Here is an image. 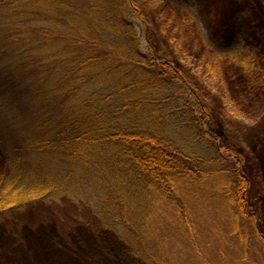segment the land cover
<instances>
[{"label":"trees","instance_id":"1","mask_svg":"<svg viewBox=\"0 0 264 264\" xmlns=\"http://www.w3.org/2000/svg\"><path fill=\"white\" fill-rule=\"evenodd\" d=\"M157 31L135 0H0V216L77 196L121 260L166 264L157 232L190 220L182 192L227 176L240 226L243 161L209 132L212 106L154 46ZM233 90L248 104L260 94Z\"/></svg>","mask_w":264,"mask_h":264},{"label":"rangeland","instance_id":"2","mask_svg":"<svg viewBox=\"0 0 264 264\" xmlns=\"http://www.w3.org/2000/svg\"><path fill=\"white\" fill-rule=\"evenodd\" d=\"M135 1L154 30L162 29L154 46L205 94L216 122L208 130L238 151L248 182L240 226L229 210L227 176L208 178L193 198L182 192L190 220L175 217L164 223L165 237V229L157 232L166 264H264V86L256 83L264 74V0ZM126 15L137 22L134 12ZM146 36L141 34L144 51L153 42ZM242 54L249 57L240 63ZM239 83L260 92L255 105L238 98L233 86ZM4 111L1 118L13 117ZM77 198L0 216V264H132L119 258L113 236L97 229L86 202Z\"/></svg>","mask_w":264,"mask_h":264}]
</instances>
